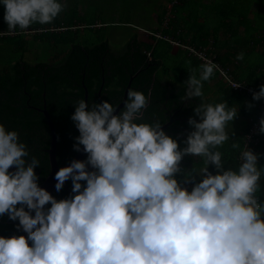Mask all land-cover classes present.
Masks as SVG:
<instances>
[{"label":"trees","instance_id":"trees-1","mask_svg":"<svg viewBox=\"0 0 264 264\" xmlns=\"http://www.w3.org/2000/svg\"><path fill=\"white\" fill-rule=\"evenodd\" d=\"M1 1L4 4L17 3V0ZM182 3L187 4V2ZM172 26V30H165V33H173L177 38V31L180 28L175 26V23ZM160 30L158 28L155 31ZM49 33L46 31L47 35ZM181 33L179 35L182 36ZM19 35H22L21 32L10 30L7 25L5 27L0 25L2 40L13 39ZM208 37L209 34L206 37L201 35L193 41V46L188 45V47L198 50L200 46L213 44L208 42L210 39ZM34 39L39 41V35L34 36ZM181 39L186 41L182 37ZM51 42L57 52V56L51 62L56 61L54 66L49 67L48 64L31 66L25 63V47L29 43L24 40L18 45L11 44L14 49L10 47V51L15 53L16 47L19 46L18 62L9 63L8 70L3 68L0 72V87H2L0 91L3 93L2 96L0 95V138L6 139L9 136L7 132L6 135L1 133L3 123L11 125L10 133H19L22 139L21 141L17 136L18 145L16 143L13 148L18 161H31L29 164L36 166L35 170H40L42 176L47 177L50 172L47 152L49 144L45 141L47 122L45 116L34 117L26 106L18 103L17 92L23 90L18 87L26 83L61 86L62 88L46 89L47 98L57 100L60 106L61 113L57 117L53 116V119L55 122L61 120L60 123L67 121L69 125L78 127L82 126L85 90L88 118L90 116L88 105L96 101L94 94L99 90L91 87L99 85L104 77L106 81L109 80L111 67L113 71L122 74L118 78L114 76L113 79L125 82L121 85L123 91H119L120 88H109L100 94H112L114 98H119L120 102L127 86L131 84L132 89L138 88L130 92V98L134 99L135 103L131 108L126 109V112L136 116L128 123L131 129L127 126L133 134L145 125L146 121H142L144 118L141 114L144 112L147 116L152 110L151 105L145 107L149 100L151 102L154 99L155 89H151V84L161 86L165 79L178 80L175 85L181 87V92L194 91L195 96L192 98L196 112L211 110L205 102V93L201 92L191 79L192 72L195 70L197 76L201 75V69H205L203 67L205 65L189 54V50L183 49V52L192 59V71L188 69L186 77H181L176 71L174 73L163 68V61L167 57V61L173 60L178 68V58L182 54L178 52L174 57L171 54L172 46L169 44V50L161 54L157 45L151 49L142 45L137 37L126 45L122 53H115L109 42L94 44L86 41L83 44L75 43L70 46L64 43L57 44L52 39ZM2 50L4 51V47ZM148 51L151 52L150 55ZM130 56L131 59L134 58L133 67L124 64L125 60L129 61ZM218 62L224 68L233 67L232 74L239 81L235 77V63L225 62L219 58ZM102 63L104 68L100 65ZM121 64L123 66H120ZM131 64L129 61V65ZM209 69L214 70L212 67ZM102 70L105 71L104 75ZM161 70L164 71L163 74H159ZM138 73L140 76L131 81V78ZM204 81L208 85L213 80L204 78ZM221 89L232 92L229 88ZM259 89L264 91V88ZM27 90L35 99V96H40L44 88H27ZM150 90L152 98L149 99ZM220 97L223 98L222 95ZM23 98L25 101L26 97ZM239 98L250 100V104L253 105L250 109L245 107L243 115L255 116L258 109L254 99L245 95H240ZM119 102L112 109H115ZM16 120L15 125L11 123ZM22 121L24 127L32 131L20 132L16 126L22 124ZM118 123L121 125L119 138L122 135L125 138L126 124L119 118ZM249 125L250 120L245 125L243 134L230 138L225 147H221L213 133L208 134L207 129L201 139H196L199 158L195 161L193 172L187 177L193 182L192 188L187 184L182 187L181 183L184 179L178 178L177 175L170 177V180H164L163 185L157 182L163 186L162 194L152 195L151 191L146 190L142 194L143 197L134 193L133 187H127L125 182L97 189L82 178L76 183L72 182L73 179L67 181L69 189L59 188L53 196L55 199L52 198L55 203L47 204L42 235L39 239L41 250L34 264H92L91 260H94L95 256L96 260H99L98 251L99 257L103 255L106 258L109 252H118L117 256L113 255V259L120 264H212L221 254L223 255L216 264H264V168L262 166L264 140L258 146L263 152L258 156L257 164L251 174L250 170L238 162L244 133ZM84 136L85 133L82 131V138ZM208 136V142L205 144L204 140ZM260 136L264 138V122ZM11 141L13 139H8L7 144L13 145ZM116 143L118 141L110 144L113 147L110 151L127 147V142L120 145ZM74 144H71L70 148H73ZM138 164H143V161L139 160ZM19 165L21 166L20 163ZM153 179H148V186L153 185L151 183ZM2 188V191L0 190V264H13L19 244V223L24 220L29 193L27 187L15 179H10ZM247 191L252 193L255 201L252 209L243 215L242 203ZM181 196L184 198L179 199ZM179 200L182 202L180 203ZM110 240L112 250L107 248ZM136 255L137 260L133 262Z\"/></svg>","mask_w":264,"mask_h":264},{"label":"flooded vegetation","instance_id":"flooded-vegetation-1","mask_svg":"<svg viewBox=\"0 0 264 264\" xmlns=\"http://www.w3.org/2000/svg\"><path fill=\"white\" fill-rule=\"evenodd\" d=\"M172 54V53H171ZM173 55V54H172ZM132 63L131 65H129ZM129 61L125 60L126 66L133 67L134 58L129 57ZM56 62V61H55ZM55 62L49 63V67L54 66ZM102 68H104V64ZM109 64H107L108 66ZM120 66H123L121 64ZM109 73V80L106 81L105 77L100 80L99 85H93L91 88H99L98 92L94 94L96 97V101L90 103L89 106V117L87 118V122L91 130H93V135L95 136L94 141L90 147V149L85 153L82 158L79 167L82 169H90L87 172H84L83 175L76 176L72 182H78L80 179L86 180L88 183L92 184L95 188L98 187H111L114 184H119L120 182H125L127 187H130L134 190V193L143 197V193L146 190L151 191L152 195H160L163 191V181L170 180V177L177 175L178 178H183L184 182L181 183L182 187L187 184L189 188L193 187V182L189 181L187 177L192 173L195 168V161H198L199 151L198 146L195 144L196 139H201L206 132V128L208 127V123L210 121L209 111H197L196 106L193 104V96H195L194 91H182L181 87L175 85L174 81L168 79L166 83H163L161 86H154L151 84V89L154 90V99L150 102V98H152V91L150 90L148 96V102L145 107L148 105L152 106V110L149 115L145 116L143 112L141 117L144 118L142 121H146L145 125L139 130L137 133H131L132 130H128V123L134 119L136 116L131 112H126L127 108H131L132 104L135 103L134 99L130 98V92L138 90V88H133L130 84L127 86L125 91V95L122 98V101L119 102V98H114L112 94L108 95L104 93L100 94L104 91H107L109 88H120L119 91H123L124 81H117L115 78L122 76L120 72H115L112 70V67ZM126 70V67H125ZM104 70H102V74L104 75ZM140 73L136 74L131 81L137 79ZM145 74V72H143ZM102 75V76H103ZM146 75V74H145ZM131 83V82H130ZM56 88H62L59 85L55 86ZM53 85L48 84H32L23 86H19L18 88H23L21 91H18V103L21 106H26V109L32 112V115L35 117H40L44 113L42 109L44 106L49 111L52 117L53 124L55 126L56 131V156L59 165H66L72 160L75 154L80 149L82 142L87 136V131L85 125L82 120V128L77 125H69L67 121H63L60 123L55 122L53 116L57 117L60 110V106H58V101L55 99H48L46 96V89L55 88ZM83 87V86H82ZM2 88V87H0ZM27 88H44L43 92L40 93V96H32L33 90L31 92L27 90ZM129 91L128 97H126V93ZM179 91L181 93H179ZM1 92V91H0ZM35 92V90H34ZM37 93V92H36ZM2 96L3 93L1 92ZM25 101H24V98ZM126 98V99H125ZM118 105L114 108L115 104ZM124 103L120 113L112 116V113ZM193 106V107H192ZM146 118H145V117ZM46 118V117H44ZM118 118L126 124L125 133L126 136L123 138H119V129H121V125L118 123ZM13 121L11 123H15ZM47 122V127L45 126L46 131V139L47 144H49L48 150L51 148L52 143V131ZM3 129L1 133L6 135V132L9 134L8 138L2 139L0 138V144L7 152V155L11 161L18 169L22 172L29 174L35 179L38 183H41L46 176H42L40 170H35L36 166L33 167L29 162L31 161H18L16 154L13 152V148L17 143V134L10 133L11 125L8 123H3ZM167 124V128L163 131H160L156 135L152 136L151 139L145 141L142 144L143 150H137L133 152L132 155L127 158L118 160L119 157H122L126 154L133 146H135L143 136L157 131L161 126ZM20 132H30L29 128L24 127V122L22 124L16 126ZM130 127V126H129ZM131 129V127H130ZM82 131H84L85 136L82 138ZM144 131L143 133H141ZM8 139H13L10 143L7 144ZM21 141V136L19 138ZM116 143L117 145L123 144V142H127V147L122 150H112L113 148L110 144ZM132 141V142H131ZM75 142V144H74ZM80 142V144H79ZM71 144H74L73 148H70ZM79 144V145H78ZM18 145V143H17ZM22 145V143H21ZM73 149V150H72ZM139 160L143 161V164H138ZM21 164V166L19 165ZM6 163L4 158L0 155V190L2 191V187L5 183H8L10 179H14L11 175L5 171ZM188 174V175H187ZM155 178L156 180H154ZM148 179H153L151 182L153 185L148 186ZM16 180V179H15ZM71 180V179H70ZM157 182H160L162 185H159ZM156 183V184H155ZM69 186L64 188H68ZM69 189V188H68ZM58 190V189H57ZM56 190V191H57ZM56 193V192H55ZM54 193V194H55ZM164 193V192H163ZM54 194L49 199V202L54 204L52 201L54 198ZM184 196H181L182 199ZM55 199V198H54ZM181 203L182 201L179 200ZM113 235V234H112ZM108 249L112 250V242L110 240ZM106 248V249H107ZM109 256L106 258L103 255L99 257V251L97 253V257L99 260H96V256L94 260H91L92 264H120V262H114L113 255L116 256L119 254L118 252L111 253L109 252ZM104 254V253H103ZM125 254V253H124ZM137 260V255L133 258V262ZM139 264V263H138Z\"/></svg>","mask_w":264,"mask_h":264},{"label":"rangeland","instance_id":"rangeland-1","mask_svg":"<svg viewBox=\"0 0 264 264\" xmlns=\"http://www.w3.org/2000/svg\"><path fill=\"white\" fill-rule=\"evenodd\" d=\"M188 2L187 7L194 10L191 21L182 19L180 22H175V26L180 29L184 27L182 31L185 32L187 26L198 30L197 27L205 20L198 22L197 19H201L203 16L205 18L215 16V19L218 17L216 12L210 14L207 8L200 5L202 0ZM181 3L182 0H17V3L4 4L0 0V25L4 27L7 25L10 30L22 34L13 39L2 40L0 38V72L3 71V68L8 70L9 63L18 62L20 59L19 46L16 47L15 53L10 51V47H13L11 44L18 45L20 41L24 40L29 43L25 47L24 61L31 66L49 64L57 56L55 45L51 42V39L57 44L64 43L68 46L75 43L83 44L86 41L94 44L109 42L115 53H122L125 51L126 45L134 37H137L139 42L146 47L152 49L157 45V49L161 54L169 50L168 44L172 46L171 53H177L179 50H183L185 45L175 46L169 41L157 39L153 35L159 34L180 43L173 36V33L167 34L165 30H172V24L178 17V12L176 13L175 9L180 7ZM158 15L162 23L159 22L161 30L156 32L150 27L158 25L155 23V16ZM179 19L181 18L179 17ZM215 25L217 24L207 22L206 27L209 28V26ZM205 30L207 31V29ZM46 31L50 33L47 35ZM148 31L152 33L149 35ZM41 32L43 35H40ZM11 35L15 34L11 33ZM36 35H39V41L34 39ZM183 35L184 33H182ZM227 35L225 46L229 52V49L236 46L239 36L236 37V34L232 33ZM214 40L208 39V42L214 44ZM213 44L207 45L211 55L217 53ZM207 46H204V49ZM3 47L4 51L2 50ZM147 53L148 55L151 54L150 51ZM231 53L233 52L231 51ZM182 56H187V53L182 51L178 61ZM218 58L220 59L219 56ZM167 59L168 57L163 61L165 70H171L174 73L176 71L181 77H186L188 69L192 71L191 61L187 59H184V63L178 62V68L174 65L173 60L167 61ZM203 67L205 69H201V75L197 76L194 70L191 79L193 84H196L200 91L205 93V102L208 104L206 105L211 109L210 118L212 122L208 123V134L213 133L217 143L221 147H225L230 138H235L240 133L243 134L246 128L245 125L249 123L250 118L243 115V108L250 109L253 108V105L250 104V101L246 100V104H244V99L238 100L240 95L234 91L232 93L231 91L227 92L225 89L220 90V88L228 87H225L218 79V75L214 70L209 69L207 66ZM163 72L161 70L159 74H163ZM202 77L213 81L206 85ZM177 81L174 80V83H177ZM220 94L223 96L221 99L219 98ZM208 139L209 136L204 140L205 144ZM262 152L263 150L260 149L259 154ZM203 153L205 154V152ZM262 166L264 168V163Z\"/></svg>","mask_w":264,"mask_h":264},{"label":"crops","instance_id":"crops-1","mask_svg":"<svg viewBox=\"0 0 264 264\" xmlns=\"http://www.w3.org/2000/svg\"><path fill=\"white\" fill-rule=\"evenodd\" d=\"M188 1L193 0H182V2L189 3ZM200 5L207 8L210 14L216 12L218 17L215 19V16L212 18L208 16L205 18L203 16V18L197 19L198 22L205 20L197 27L199 28L198 30L188 28L187 26L185 27L186 31H182L184 35L181 36L179 33H181L184 27L178 29L176 39H179L182 45L193 46V41H195L197 37L201 35H205L206 37V35L209 34L208 38L215 39L214 44L220 59L225 62L231 61L230 63H236L234 68L235 77L239 81L246 84L249 83V85L251 84V86L256 88H264V0H202ZM175 11L176 13L178 12V17L174 23L176 21L180 22L182 19L191 21L194 13V10L187 7V4L185 6V3H181V6L177 7ZM155 17V23L158 24L157 26L159 28L160 16L158 15ZM179 17L181 19H179ZM207 22H213L217 25L207 28ZM157 26L154 27L152 25L150 28L157 30ZM205 29H207V31ZM147 33L150 35L152 32L148 31ZM228 33L236 34V37L239 36L236 46H234L233 49H229V52L225 46ZM231 36L233 37V35ZM181 37L186 39V41H182ZM182 51L183 50H179L178 52ZM231 51L233 53H231ZM177 53L172 54L175 57ZM184 59L192 61L189 56H182L179 62L184 63ZM167 80L168 79H165L163 83H166ZM219 98L221 99L222 97ZM238 100L241 99L238 98ZM244 100V104H246V99ZM211 122L212 119H210L209 123ZM208 128L209 127L206 129L208 130Z\"/></svg>","mask_w":264,"mask_h":264},{"label":"water","instance_id":"water-1","mask_svg":"<svg viewBox=\"0 0 264 264\" xmlns=\"http://www.w3.org/2000/svg\"><path fill=\"white\" fill-rule=\"evenodd\" d=\"M85 90V87H84ZM129 91L126 93V97H128ZM126 99V98H125ZM86 103H87V91L84 93V101H83V114L82 119L85 125L87 136L83 144L81 145L78 152L75 156L70 160V162L66 165H59L56 156V131L55 126L53 124L51 115L49 111L44 108L42 112L44 113L48 124L52 131V143L51 148L48 150L49 161H50V172L49 175L44 179L41 183H38L35 179L32 178L31 175L26 174L19 170L13 163H11L7 152L0 144V155L4 158L6 163L7 171L14 179L23 183L28 190L29 193V203L26 210V214L24 220L19 223L20 227V237L19 244L16 252V257L14 259L13 264H34L35 259L37 257L38 252L41 250L39 246V239L42 235V227L43 221L45 218V211L49 199L56 192L57 189L61 187H67V181L70 179L83 175L84 172L89 171L90 169H82L79 167V164L84 157L85 153L90 149L95 136L93 135V130L90 129L89 124L87 122L86 116ZM124 103L121 104L115 111L112 113V116L120 113ZM167 128V124L161 126L157 131L149 133L135 145L133 146L126 154L122 157H119L118 160L127 158L132 155L133 152L137 150H143L142 144L151 139L152 136L156 135L160 131H163ZM221 254L219 257L215 259L212 264H216L218 260L222 257Z\"/></svg>","mask_w":264,"mask_h":264},{"label":"built area","instance_id":"built-area-1","mask_svg":"<svg viewBox=\"0 0 264 264\" xmlns=\"http://www.w3.org/2000/svg\"><path fill=\"white\" fill-rule=\"evenodd\" d=\"M153 36H155L157 39L167 40L175 46H183L169 37H162L159 34H154ZM208 46L205 47V49L204 47H199L198 50L194 49V47L183 46V49L189 50V54H192L203 65L212 67L218 75V79L226 87L240 95H245L254 99L255 105L258 109L257 114L250 118V125L247 131L244 133L243 147L238 156V162L240 165L250 170L251 174L252 170L257 164L258 156L260 155V149H258V146L260 142L264 140L263 136H260L264 122V91L237 81L232 74L233 67L224 68L221 66V64L218 62L217 55L210 54ZM254 201L255 200L253 199L252 193L247 191L242 203L243 215H245V212H249V210L252 209L254 206Z\"/></svg>","mask_w":264,"mask_h":264}]
</instances>
